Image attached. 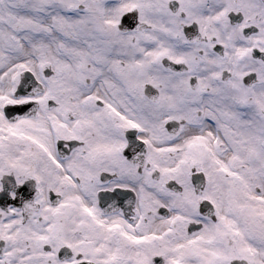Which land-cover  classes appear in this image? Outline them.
Masks as SVG:
<instances>
[{
	"label": "snow or ice",
	"instance_id": "snow-or-ice-1",
	"mask_svg": "<svg viewBox=\"0 0 264 264\" xmlns=\"http://www.w3.org/2000/svg\"><path fill=\"white\" fill-rule=\"evenodd\" d=\"M0 264H264V0H0Z\"/></svg>",
	"mask_w": 264,
	"mask_h": 264
}]
</instances>
